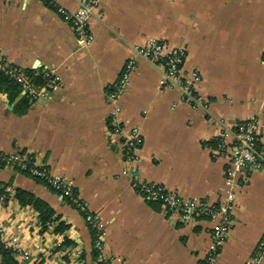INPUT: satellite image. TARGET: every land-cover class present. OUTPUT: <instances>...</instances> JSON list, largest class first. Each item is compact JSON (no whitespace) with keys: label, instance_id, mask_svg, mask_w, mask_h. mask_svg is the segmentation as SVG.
Returning a JSON list of instances; mask_svg holds the SVG:
<instances>
[{"label":"crops","instance_id":"1","mask_svg":"<svg viewBox=\"0 0 264 264\" xmlns=\"http://www.w3.org/2000/svg\"><path fill=\"white\" fill-rule=\"evenodd\" d=\"M80 1L0 0V57L62 77L28 106L20 92L0 89V151L24 153L71 182L107 225V260L207 264L214 222L168 212L139 186L159 183L186 198L224 202L227 158L212 147L221 135L234 145L237 122L264 117V0H100L88 46L70 17ZM150 38L186 49L184 70L199 73L197 93L208 109L162 86L161 67L138 51ZM129 62V85L114 103L110 93ZM115 107L124 128L142 137L134 161L112 132ZM3 187L30 192L57 216L43 225L33 205L11 199L1 216L30 251L23 264L100 263L93 230L61 194L0 166ZM235 192L229 237L210 264H248L264 236V169ZM59 223L67 228L56 231Z\"/></svg>","mask_w":264,"mask_h":264},{"label":"built area","instance_id":"2","mask_svg":"<svg viewBox=\"0 0 264 264\" xmlns=\"http://www.w3.org/2000/svg\"><path fill=\"white\" fill-rule=\"evenodd\" d=\"M52 3L55 0H43ZM100 0H81L78 8L70 16L77 39L83 46L90 45L94 35L90 31V21L101 15L99 9ZM62 11V9L60 8ZM65 12V11H64ZM141 55L151 62L159 65L162 69L161 84L163 87H175L181 91L182 99L191 103L195 108L208 109V103L203 101L197 93L200 82V75L196 70L185 71L184 64L187 58V51L181 46H173L167 42L150 38L145 45L139 46ZM132 62H129L123 74L115 83L110 93L111 100L116 103L118 97L123 94L129 85V73ZM0 73L13 79L17 83L20 93L29 98L31 102L59 86L62 77L51 70L42 72H30L26 68L10 63L0 57ZM42 82H38V78ZM112 132L123 145L124 153L129 161L138 158V150L142 144V137L137 128L125 129L120 123L118 107L111 112ZM264 131V117L253 116L237 122L234 126L236 137L235 144H229L225 135H221L217 145L213 148L215 157H226V175L229 189L226 198L222 203H215L207 199L186 198L177 191L168 189L159 183H142L139 190L148 198H153L162 203L168 212H176L183 219L207 218L214 222L212 243L208 254L207 264L213 263L216 253L228 239L232 223V214L235 204V189L242 186L249 180V174L256 170L264 169V148L260 143V136ZM27 155L5 154L0 151V162H19L23 167L32 163ZM30 169L33 174L46 178L49 184L62 196H65L69 203L77 207L84 215L87 223L94 232V247L98 251L100 263L115 264L107 260L104 255L107 225L99 214L92 212L83 198L79 196L71 182L60 175L51 174L46 167H40L33 162ZM2 189V188H1ZM0 189V242L11 250L19 260H26L30 251L21 244L18 235L14 234L1 216L8 209L10 201L15 196L13 187ZM59 236V241H61ZM58 244V243H57ZM59 245V244H58ZM264 255V236L257 245V252L248 264H260Z\"/></svg>","mask_w":264,"mask_h":264},{"label":"trees","instance_id":"3","mask_svg":"<svg viewBox=\"0 0 264 264\" xmlns=\"http://www.w3.org/2000/svg\"><path fill=\"white\" fill-rule=\"evenodd\" d=\"M40 77V76H39ZM38 82H42V78H38ZM5 88L10 95L13 97L15 95H18L20 90L15 83V81L7 76H5L3 73H0V89ZM22 102L26 106L29 105L31 102L29 98L24 97L22 99ZM20 155H24V153H20ZM33 161V160H32ZM34 162V161H33ZM30 163L26 167H23L21 163L19 162H11V163H5L0 162V166L12 168L16 171H20L22 173H25L29 175L30 177L34 178L35 180L46 184L49 188L56 191L47 181L46 178H42L39 175H35L31 171V167L34 166V164ZM15 189V197L22 203V204H31L34 206V208L39 212V218L41 220V223L43 225L54 222L57 218V216L54 215V210L49 206V204L37 197H35L30 192L20 189V188H14ZM3 190V188L1 189ZM58 192V191H56ZM60 194V192H58ZM66 198L65 196H63ZM67 199V198H66ZM65 228H67L66 224L59 223L56 226V231H62ZM0 252H1V264H23L22 261H20L16 256L13 255L10 249H8L3 243L0 242Z\"/></svg>","mask_w":264,"mask_h":264}]
</instances>
